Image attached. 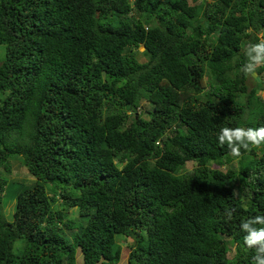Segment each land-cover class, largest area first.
I'll list each match as a JSON object with an SVG mask.
<instances>
[{
    "label": "trees",
    "instance_id": "1",
    "mask_svg": "<svg viewBox=\"0 0 264 264\" xmlns=\"http://www.w3.org/2000/svg\"><path fill=\"white\" fill-rule=\"evenodd\" d=\"M215 3L0 0V264H118L121 241L127 264H253L264 143L219 134L264 127V65L242 70L264 0ZM13 157L35 181L8 218Z\"/></svg>",
    "mask_w": 264,
    "mask_h": 264
},
{
    "label": "clouds",
    "instance_id": "2",
    "mask_svg": "<svg viewBox=\"0 0 264 264\" xmlns=\"http://www.w3.org/2000/svg\"><path fill=\"white\" fill-rule=\"evenodd\" d=\"M253 53L255 54L253 55ZM245 55L247 56V62L242 70L246 75H252L256 73L258 65H264V40L251 44L246 49ZM219 143L221 146L227 144L233 157H240L242 155L241 149L250 150V145L260 146L264 143V127L258 129L225 127L220 131ZM257 223L264 224V216H256L243 221L241 228L243 231L248 232V235L245 236V243L248 247L256 249L253 264H264V227L259 229L253 227ZM256 245H259V247L257 248Z\"/></svg>",
    "mask_w": 264,
    "mask_h": 264
},
{
    "label": "rangeland",
    "instance_id": "3",
    "mask_svg": "<svg viewBox=\"0 0 264 264\" xmlns=\"http://www.w3.org/2000/svg\"><path fill=\"white\" fill-rule=\"evenodd\" d=\"M207 2H210V3H215V0H207ZM200 9L203 8V4H200ZM215 7V6H213ZM143 46H140L139 47V51H143ZM3 54H4V46L3 45H0V58L3 57ZM146 59L143 57V56H140V61H145ZM253 75H257L256 73H254ZM261 81V79H260ZM248 83L250 85V87H253L255 84L253 82V80L251 78H249L248 80ZM263 84H264V77H263V82H262V86H260L259 90H258V95L261 96L262 98H264V91H263ZM145 102V101H144ZM143 102V103H144ZM145 106L147 108H151V106L147 103H145ZM260 146H257L256 148L259 149ZM18 157H13V158H10V170H9V173L8 175L6 176L9 183L7 184V188L6 190H4V205L5 206V212H6V216L9 218L10 216V208L13 207V204H14V201L16 200V194L21 190L23 189L24 187H26L27 185H31L34 181H35V178L34 176H32L29 171L27 170V167H25L21 161L19 159H17ZM191 165H193V163H191ZM191 165H188V168H184V170L186 169H191ZM238 166V160L235 159L233 162H231L230 164H225L224 166H222V169L225 170L227 169L228 167L230 168H237ZM78 213L76 207L72 208L69 215L70 216H76ZM69 234H68V238H69ZM71 237V236H70ZM121 245L124 247V249H122V253H121V259H120V262L118 264H127V256H128V246H129V243L127 242H122L121 241ZM233 250H234V247H232L230 249V252H229V256L231 257L232 256V253H233ZM76 260L77 262L80 264L82 262V254L80 252L79 249H77L76 251Z\"/></svg>",
    "mask_w": 264,
    "mask_h": 264
},
{
    "label": "water",
    "instance_id": "4",
    "mask_svg": "<svg viewBox=\"0 0 264 264\" xmlns=\"http://www.w3.org/2000/svg\"><path fill=\"white\" fill-rule=\"evenodd\" d=\"M257 80H260L259 77H257ZM263 90H264V85H263Z\"/></svg>",
    "mask_w": 264,
    "mask_h": 264
}]
</instances>
